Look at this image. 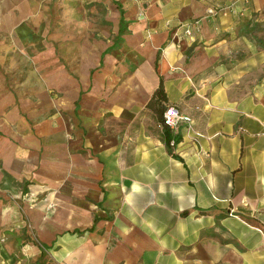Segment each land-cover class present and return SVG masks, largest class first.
Instances as JSON below:
<instances>
[{
	"label": "crops",
	"instance_id": "obj_1",
	"mask_svg": "<svg viewBox=\"0 0 264 264\" xmlns=\"http://www.w3.org/2000/svg\"><path fill=\"white\" fill-rule=\"evenodd\" d=\"M110 1L56 104L0 75V264H264V0ZM29 3L0 0V35Z\"/></svg>",
	"mask_w": 264,
	"mask_h": 264
},
{
	"label": "rangeland",
	"instance_id": "obj_2",
	"mask_svg": "<svg viewBox=\"0 0 264 264\" xmlns=\"http://www.w3.org/2000/svg\"><path fill=\"white\" fill-rule=\"evenodd\" d=\"M29 2L24 10L28 15L26 19H19L22 11L18 9V19L1 21L5 25H1L0 75L6 78V87L10 90L31 91L34 103L47 101L44 95L47 92L48 104H56L58 95L56 85L53 84L56 77L62 72L78 76L84 61L83 50L115 36L116 25L112 19L111 1ZM13 23L16 25H13L12 28H15L10 35L7 28ZM43 189L41 194L25 195L24 198L30 200L26 202L33 208L50 194L56 198L54 189ZM53 207L51 204L48 212Z\"/></svg>",
	"mask_w": 264,
	"mask_h": 264
},
{
	"label": "built area",
	"instance_id": "obj_3",
	"mask_svg": "<svg viewBox=\"0 0 264 264\" xmlns=\"http://www.w3.org/2000/svg\"><path fill=\"white\" fill-rule=\"evenodd\" d=\"M137 2H143L144 0H135ZM237 11L236 3H231L223 7H211L207 10L205 15L206 19H213L221 14L234 13ZM200 20H195L190 23H185L181 27L185 29V34L188 37H192L194 32L199 28ZM164 124L169 127L171 130L177 129V127L182 123L190 124L192 119L191 117L181 113L175 107H169L164 112L163 115Z\"/></svg>",
	"mask_w": 264,
	"mask_h": 264
},
{
	"label": "trees",
	"instance_id": "obj_4",
	"mask_svg": "<svg viewBox=\"0 0 264 264\" xmlns=\"http://www.w3.org/2000/svg\"><path fill=\"white\" fill-rule=\"evenodd\" d=\"M167 102H168L167 94L163 84H161L154 92V95L151 101L149 102L148 106L152 108L154 107L157 110V112L159 113L160 120L163 123H164L163 115L164 112L167 110Z\"/></svg>",
	"mask_w": 264,
	"mask_h": 264
}]
</instances>
